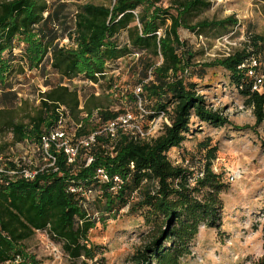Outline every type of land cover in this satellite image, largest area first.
I'll return each mask as SVG.
<instances>
[{"label": "trees", "instance_id": "obj_1", "mask_svg": "<svg viewBox=\"0 0 264 264\" xmlns=\"http://www.w3.org/2000/svg\"><path fill=\"white\" fill-rule=\"evenodd\" d=\"M161 3L162 0H103V4L79 5L69 30L72 46L65 47L57 43L53 25L63 14L61 8L52 10L49 0L0 2V90L11 105L0 108V133H12L14 143L29 140L40 147L42 136L57 127L61 116L68 119V129L71 124L76 128V139L102 131L127 111L137 116L144 129L145 123L163 113L168 120L149 139L121 130L114 140L106 133L97 135L96 143L88 150L82 149L72 165L67 163L64 152L52 145L55 165L38 168L33 179L0 173V264H40L26 254L24 247L38 231H47L62 242L70 259H93L96 253L95 247L89 245V232L104 216L115 215L125 207L133 214L140 213L148 223L162 220L167 226L157 238L136 249L130 264H184L192 257L199 228L220 226L223 207L219 195L226 185L224 174L213 170L218 147L212 146L210 139L201 142L198 153L202 158L196 166L173 161L169 152L180 149L187 141L193 118L214 127L233 126L199 93L201 84L194 79L203 80L209 69L227 71L228 87L239 92L245 104L254 109L255 124L236 130L258 135L257 129L264 124V83L253 91V76L239 67L257 59L262 64L256 74L264 75V36L249 32L228 57L196 63V55L181 40L179 30L202 36L208 29L235 27L237 20L228 17L191 26L187 17L208 8L209 0H174L168 8ZM123 33H127V40L122 41ZM21 44L25 46L22 62L27 67L39 68L49 60L61 78V83L41 93L40 106L28 124L16 120L17 93L7 91L10 87L6 85L16 61L13 51ZM135 54H139L136 61L141 65L142 80L137 85H142L140 98L146 114L140 112L133 91L122 102L103 86L113 89L115 80L110 77L106 81L107 69L119 70V62ZM81 76L100 86L98 96L93 91L81 97L77 89L64 84ZM261 150L264 155V140ZM89 157L93 158L90 164ZM9 166L8 171L19 169L13 162ZM193 167L198 168L197 173H193ZM99 169L105 170L109 182L98 177ZM201 173L203 177L197 178ZM115 177L121 178V188L115 189ZM70 187L77 191L70 192ZM95 203L98 210L91 213ZM241 264H264V254Z\"/></svg>", "mask_w": 264, "mask_h": 264}, {"label": "rangeland", "instance_id": "obj_2", "mask_svg": "<svg viewBox=\"0 0 264 264\" xmlns=\"http://www.w3.org/2000/svg\"><path fill=\"white\" fill-rule=\"evenodd\" d=\"M5 1L9 0H0L1 3ZM173 1L162 0L161 5L168 8L173 5ZM88 2L103 4V0H49L52 10L61 8L60 13H63L53 23L60 46H72L69 30L73 28L74 15L79 5ZM209 3L208 8L190 13L187 17L189 25L194 26L205 20L221 21L228 17H234L238 25L225 30L208 29L202 36L180 29L181 40L196 55V63L228 57L234 49L240 47L246 38L245 34L249 32L264 36V0H209ZM172 14L176 15L174 11ZM168 24L171 25V21ZM121 38L122 41L127 40V33H123ZM24 47L21 44L13 51L16 61L12 64L14 70L7 78L6 85L12 88L7 91L17 93L14 107L16 120L28 124L29 117L34 116L35 110L40 106L41 93L61 83V78L52 70L49 60L39 68L27 67L22 62ZM5 57L10 56L5 54ZM137 59L131 57L121 60L119 70L115 72L107 69L109 72L106 81L113 77L115 85L108 90L103 85L105 82L101 81V84L115 100L126 101L127 96L142 80L141 65L137 64ZM194 81L201 84L199 93L205 96L209 106L222 112L233 126L214 127L193 118L192 133L187 141L180 149L169 152L173 161L196 166L195 163H199L202 158L198 153V145L210 139L211 145H216L219 149L213 164L214 172L224 174L226 185L219 195L223 207L220 226L216 229L206 226L199 228L193 241L192 257L184 264H241L247 260H257L264 254V155L261 150L264 124L257 129L258 135L248 130H236L255 124L254 109L245 104V98L239 92L228 87L229 73L224 69H209L203 80L195 78ZM64 84L77 89L81 97L93 91L100 93L102 90L84 76L73 83L64 81ZM2 94L0 90V108H11L8 105L10 101L2 97ZM162 121L154 126L157 130ZM145 125L146 130L151 126L150 123ZM69 133L72 134L73 130ZM47 160L37 143L29 140L14 143L12 133H0V173H12L8 171L11 168L10 162L18 167L32 169L49 166ZM191 170L193 173L198 172L196 167ZM236 171L242 175L237 181L231 182L229 174ZM98 194L99 192L96 193ZM96 195L94 194L95 197ZM96 204L92 205L91 213L98 210ZM166 229L162 220L155 224L148 223L140 213L133 214L125 207L115 215L104 216L89 232V245L95 247L96 253L93 259H70L63 251V243L53 239L47 231L36 232L25 242L24 247L26 254L34 257L40 264H130L129 259L136 249L157 238Z\"/></svg>", "mask_w": 264, "mask_h": 264}, {"label": "built area", "instance_id": "obj_3", "mask_svg": "<svg viewBox=\"0 0 264 264\" xmlns=\"http://www.w3.org/2000/svg\"><path fill=\"white\" fill-rule=\"evenodd\" d=\"M245 41V40H244ZM133 58H139V54H135L133 56ZM262 63L259 62L257 59H251L249 61H247L246 63L242 64L239 68L240 69H247L249 70V76H253L254 78V83H253V87L252 90L253 91H258L259 89H261V86L264 83V75L260 76L256 74V68H258ZM264 64V61H263ZM97 76H99L97 74ZM107 76V73H106ZM142 85H138L134 91L133 94L135 95V97L138 99V107L139 110L142 114H146L145 111L142 108L141 105V93H142ZM100 93L96 92V95L98 96ZM81 109H83V105H81ZM64 110V108H62V111ZM163 120L165 123L168 124V120L165 118L164 113L161 114L157 119L153 120L150 122L151 126L150 128H148L147 130L143 128V126L140 124L141 122H139L137 120V117L127 111L125 114L119 116L116 120H114L113 122H109L102 131H98L95 133H93L92 135L88 136V137H82V138H78L76 139L75 137V132H76V128L74 127L73 124H71V128L68 129L67 128V124H68V119L65 118L64 116H61V120H59L57 127H55L54 129H52L48 134H45L44 136H42L41 138V144H40V148L41 151L43 153V157L47 158L48 162H49V166H44V167H40L39 169L43 170L46 167H53L56 163V157L52 154V152H50L51 146L54 145L56 147V149L58 151H63L66 158H67V163L69 165L75 164L77 161V158L80 155V152L82 149L84 150H88L90 149L95 143H96V136L100 135L102 133H106L108 134L110 137H112V139H116V136L118 134V132L124 131L126 133H131L135 136H137L138 138H142V139H149L154 137L155 135L158 134L160 128H158V130L154 127L157 123H160L158 121ZM162 121V123H164ZM162 125V124H161ZM74 127V128H73ZM73 133H69V131H72ZM157 130V131H156ZM156 131V133H154ZM93 161L92 157L88 158V164H90ZM19 169L17 171H10V175L15 176H23L25 179H33L35 177V175L37 174V169L38 168H22V167H18ZM214 166H213V170H214ZM98 177L103 181V182H109V177L106 174L105 170L103 169H99L98 171ZM241 173L239 171H236L234 173L229 174V180L231 182H235L237 181L240 177H241ZM198 177H203V174H199L197 175ZM194 181V180H193ZM114 183H115V189L121 188L120 185L122 184V180L119 177H115L114 178ZM69 191L72 193H75L77 190L74 189L73 187L69 188Z\"/></svg>", "mask_w": 264, "mask_h": 264}]
</instances>
